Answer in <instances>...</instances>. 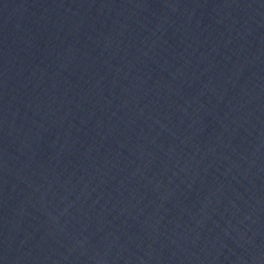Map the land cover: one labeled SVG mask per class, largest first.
Masks as SVG:
<instances>
[{
	"label": "water",
	"instance_id": "95a60500",
	"mask_svg": "<svg viewBox=\"0 0 264 264\" xmlns=\"http://www.w3.org/2000/svg\"><path fill=\"white\" fill-rule=\"evenodd\" d=\"M0 264H264V0H0Z\"/></svg>",
	"mask_w": 264,
	"mask_h": 264
}]
</instances>
